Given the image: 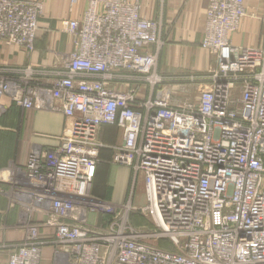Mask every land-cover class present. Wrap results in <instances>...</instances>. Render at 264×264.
<instances>
[{"label": "built area", "instance_id": "obj_1", "mask_svg": "<svg viewBox=\"0 0 264 264\" xmlns=\"http://www.w3.org/2000/svg\"><path fill=\"white\" fill-rule=\"evenodd\" d=\"M207 3L200 47L217 66L206 73L159 71L162 21L142 0H88L81 20L61 21L64 60L0 65V96L24 110L58 100L71 121L13 177L27 220L22 241L0 244L7 264H42L46 248L57 264H264V46L231 43L246 0ZM42 13L40 1L0 0V41L32 52ZM104 126L123 132L114 162L143 177L139 209L91 195ZM136 211L154 228L133 229Z\"/></svg>", "mask_w": 264, "mask_h": 264}, {"label": "crops", "instance_id": "obj_2", "mask_svg": "<svg viewBox=\"0 0 264 264\" xmlns=\"http://www.w3.org/2000/svg\"><path fill=\"white\" fill-rule=\"evenodd\" d=\"M28 1L43 4L35 49L28 52L0 41V65L51 66L64 60L73 50L72 37L66 33L61 21L81 20L88 0ZM207 4V0H142V15L162 21L163 47L158 59L161 73H206L217 66L216 58L200 47ZM245 7L246 16L239 29L230 35L231 43L236 47H263L264 0H246ZM0 102L4 105L0 115V244H15L25 236L27 218L22 208L13 203V177L24 170L32 151L58 145L69 131L71 121L60 111L58 100H51L43 110H24L6 95L0 96ZM98 139L104 147L98 154L100 162L91 195L114 208L121 207V203L130 198L133 203L139 200L143 177L134 176L131 168L114 162L115 148L121 147L124 141L122 130L114 126L101 127ZM7 259L8 252L1 251L0 264H7ZM59 261L52 248L44 249L42 264Z\"/></svg>", "mask_w": 264, "mask_h": 264}, {"label": "rangeland", "instance_id": "obj_3", "mask_svg": "<svg viewBox=\"0 0 264 264\" xmlns=\"http://www.w3.org/2000/svg\"><path fill=\"white\" fill-rule=\"evenodd\" d=\"M238 95V91L236 90L235 91V96ZM2 115V114H1ZM135 176V175H134ZM143 180L141 181V186H143V191L141 192L140 196H139V200L137 199L134 204L135 206L139 209L141 206H143L146 202V199H145V187L143 185ZM137 193V191H136ZM131 200V198L129 199ZM128 200V201H129ZM128 201H125L123 203H121V207H115L118 210H120L121 208V211L124 212V208H123V205H125ZM128 222H129V225L137 230V231H143V230H151L154 228L153 224H152V221L150 220V218L148 217H145L144 215L140 214V211H136V212H130L128 215Z\"/></svg>", "mask_w": 264, "mask_h": 264}]
</instances>
